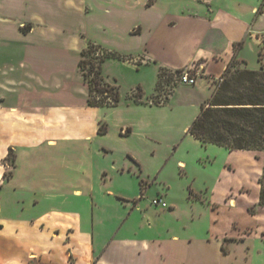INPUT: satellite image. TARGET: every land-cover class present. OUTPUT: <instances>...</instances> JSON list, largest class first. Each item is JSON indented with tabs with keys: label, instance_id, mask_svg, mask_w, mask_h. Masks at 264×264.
I'll use <instances>...</instances> for the list:
<instances>
[{
	"label": "crops",
	"instance_id": "crops-1",
	"mask_svg": "<svg viewBox=\"0 0 264 264\" xmlns=\"http://www.w3.org/2000/svg\"><path fill=\"white\" fill-rule=\"evenodd\" d=\"M6 1L5 5L0 2L2 16L15 9L14 0ZM29 1L23 0L24 6ZM65 1L85 15L99 12L106 28L134 41V49L125 55L139 59L142 66L157 64V78L160 68L195 67L203 72L196 84L176 86L167 102L175 98L179 87L190 86L200 109L212 96L214 81L221 78L234 57L248 64L245 49L253 41L257 50L264 47V0H255L250 13L240 0H145L140 6L135 0ZM39 4L42 11L21 22L27 26L24 36L31 54L29 71L21 79L8 78L5 87L11 99L0 94V264L4 259L7 264H215L205 248L192 245L202 238L187 233L200 219V206L205 202L202 197L190 198L191 213L181 225L183 231L174 232L170 227L167 235L159 237L117 234L136 211L144 214L142 226L153 229L151 207L144 205L152 185L141 196V180H151L144 159L150 161L154 151L148 143L134 142L132 121L121 118L107 120L108 124L104 122L108 115L105 107L88 104V87L79 63L89 43L51 40L40 13L53 10L46 2ZM260 7L263 12L258 14ZM137 8L143 10V17H136ZM160 29L172 31L173 37L159 39ZM239 43L242 47L236 52ZM49 61L56 65L55 71L49 70ZM18 89L25 98L16 99ZM102 125L106 133L99 132ZM193 141L206 153L194 155L195 160L203 159L205 168L219 154L215 149L207 154L211 148L226 149L202 145L194 137ZM11 153L13 168L9 164ZM102 160L110 161V170L94 168L96 161ZM180 163L184 166L186 161ZM114 180L120 188L109 186ZM132 185L140 189L137 195L127 194ZM97 188L126 203V210L112 218L106 234L99 230L107 220L98 210ZM167 196L168 191L159 197L169 205L165 212L176 213L177 206ZM263 214L264 207H260L255 215ZM203 235L205 238L206 232ZM217 245L218 257L231 252L229 247L227 252L222 248V239Z\"/></svg>",
	"mask_w": 264,
	"mask_h": 264
},
{
	"label": "rangeland",
	"instance_id": "rangeland-1",
	"mask_svg": "<svg viewBox=\"0 0 264 264\" xmlns=\"http://www.w3.org/2000/svg\"><path fill=\"white\" fill-rule=\"evenodd\" d=\"M135 1L139 3L137 6H140V3L145 0ZM254 1L240 0V4L246 12L250 13ZM0 2L5 5L7 1ZM13 2L12 9L15 8L13 12L10 11L4 16L0 15L5 18L0 17V94L3 93L2 96L5 98H12L5 87L8 78L21 79L23 73L29 71L27 63L31 54H28V40L24 36L27 26L24 27L26 24L21 22L26 16L28 18L42 11L39 7L41 2H46L53 10L46 15L43 12L40 13L46 19V30L50 32L51 40L77 39L81 41V44L97 41L110 50L123 54H130V50L134 49V41H130L128 37L125 38L119 31L106 28L102 24L104 16L97 11L88 15L76 12L73 6H67L65 0H30L26 6L23 0ZM148 2L150 3V0ZM135 13L138 18L145 15L139 8ZM164 30H159V39L173 37L172 31ZM49 52L46 53L47 57L51 56ZM97 55L90 54L86 59L92 60ZM244 55L248 64L242 62L241 67L259 69L264 63V47L257 50L254 41L245 49ZM129 58L130 60L108 58L103 63L102 72L106 81L116 85L121 95L117 105L121 107L120 110H115L118 107L103 106L104 112L108 114L104 122L120 121L121 118L132 121L136 129L134 142L139 145L142 142V145L148 143L154 151V157L149 158L150 161L144 159V165L147 173L151 174V180L144 178L143 181L144 189L152 185L144 199V205L149 204L151 207L149 209L154 218V226L151 230L142 226L144 214L136 211L129 221L119 228L117 234L134 236L140 233L141 236L159 237L167 235V228L170 227L174 232L183 231L181 225L191 213L190 198L202 197L205 202L200 206V219L187 228L188 234L202 239H196L192 245L195 243L205 248L207 254L215 258V264H264V222H261L264 220V214L261 217L255 215L261 207L258 205L260 189L258 181L264 173V151L231 152L228 149H222L220 152L219 149L211 148L207 154L215 149L219 152L218 157L214 162L206 163V168L202 166L205 165L203 159L199 160L196 157L197 160H195L194 155L205 152L195 146L193 136L188 133L190 125L201 110L190 86L179 87L175 98L167 102L174 88L181 84L175 82L176 75L185 68H181L180 71L160 68L157 78V64L142 66L139 59L130 56ZM89 66L88 63V70ZM48 67L51 71L56 70V65L51 61ZM86 84L87 99H89V85ZM139 88L142 91V102L136 105L137 102L134 99L140 98ZM21 90L18 89L20 93L16 96L17 100L25 98ZM99 94L97 91L92 93L93 99L101 101L104 96ZM142 125L150 127V130H146ZM9 158L10 167L13 168L12 153ZM180 160H185L186 164L182 166ZM108 162L110 161H96L94 168L105 166L107 170H110L108 168H111V164ZM135 167L138 174H141L140 168L136 165ZM117 183L118 181L114 180L109 186L118 189L121 184ZM96 191L100 198L98 210L107 220L99 230L106 234L113 224L112 218L117 219L126 210L124 209L126 203L121 204L122 201L117 197L106 196L99 188ZM167 191V200L177 206L176 213L165 212L169 211L168 207L152 206V200L154 197L157 198V193L159 198ZM126 192L134 196L140 192V189L132 185ZM152 208L157 209L156 212ZM128 212L129 210L127 214ZM205 232L207 240L203 235ZM221 239L231 252L218 257L217 244ZM243 239L245 240L242 241ZM3 261L2 264H7L6 259Z\"/></svg>",
	"mask_w": 264,
	"mask_h": 264
},
{
	"label": "trees",
	"instance_id": "trees-1",
	"mask_svg": "<svg viewBox=\"0 0 264 264\" xmlns=\"http://www.w3.org/2000/svg\"><path fill=\"white\" fill-rule=\"evenodd\" d=\"M262 12L263 8L260 7L257 13ZM241 47L242 43L237 44L236 52ZM93 53L98 55L88 61L86 57ZM108 58L130 60L128 55L107 49L96 42H89L88 47L81 52L79 65L84 80L89 85L88 104L91 106H116L120 102L118 87L107 82L102 72L103 63ZM241 63L242 61L234 57L221 78L214 81V92L201 105L200 113L193 120L188 133L202 145L214 144L229 151L262 152L264 151V63L259 69L241 67ZM96 91L100 93L99 96H104L101 101L93 99L92 93ZM139 96L140 98L134 99L137 103L142 102L140 88ZM129 131L130 129H127V133ZM99 132L106 133L107 128L102 125ZM258 182L260 185L258 205L264 207V173ZM141 185V196H143V180ZM198 198L200 197L194 196V199ZM222 248L226 252L229 250L225 245Z\"/></svg>",
	"mask_w": 264,
	"mask_h": 264
},
{
	"label": "built area",
	"instance_id": "built-area-1",
	"mask_svg": "<svg viewBox=\"0 0 264 264\" xmlns=\"http://www.w3.org/2000/svg\"><path fill=\"white\" fill-rule=\"evenodd\" d=\"M200 75H201V70L196 69L195 67L194 68L188 67V68L183 69L180 74L176 75L175 82L194 85L196 84L197 78ZM152 204L155 206L168 207V204L166 203V201L158 197L152 200Z\"/></svg>",
	"mask_w": 264,
	"mask_h": 264
}]
</instances>
